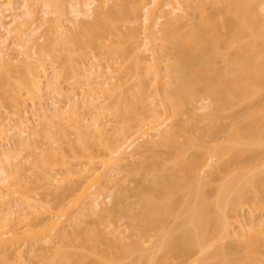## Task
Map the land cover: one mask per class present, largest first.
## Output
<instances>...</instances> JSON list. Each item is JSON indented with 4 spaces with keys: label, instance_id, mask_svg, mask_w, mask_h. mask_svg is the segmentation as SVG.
<instances>
[{
    "label": "bare ground",
    "instance_id": "1",
    "mask_svg": "<svg viewBox=\"0 0 264 264\" xmlns=\"http://www.w3.org/2000/svg\"><path fill=\"white\" fill-rule=\"evenodd\" d=\"M21 1L0 0V264H264V0ZM139 170L129 235L113 191Z\"/></svg>",
    "mask_w": 264,
    "mask_h": 264
},
{
    "label": "rangeland",
    "instance_id": "2",
    "mask_svg": "<svg viewBox=\"0 0 264 264\" xmlns=\"http://www.w3.org/2000/svg\"><path fill=\"white\" fill-rule=\"evenodd\" d=\"M15 1V3L16 4H21V0H14ZM70 1L71 0H63V2H67L66 3V5H68L67 7V9H68V11H66V12H69V8H70V6H69V3H70ZM80 1H82V0H80ZM84 1H86V0H84ZM195 1H197V0H195ZM20 2V3H19ZM61 3V2H60ZM111 1L109 2V5H111ZM108 5V6H109ZM38 7V6H37ZM36 8V7H35ZM65 8H66V6H65ZM37 9V8H36ZM39 9H40V6H39ZM66 9V10H67ZM38 10V9H37ZM25 11V10H24ZM21 12H23V8H21V10H20V13ZM38 12H39V10H38ZM6 14H8V12L6 13ZM8 20V19H7ZM8 21H10V18H9V20ZM40 23V25H41V29L39 30V33H38V36H40L42 39H41V41L43 42L44 40H45V38H44V36H41V35H46L45 37H47L48 39L49 38H51V40L53 39V31H52V29H50L49 27H52L51 26V24L50 23H48V22H46V23H48V24H44V23H42L41 21L39 22ZM42 23V24H41ZM69 27H70V25H68ZM71 28V27H70ZM52 31V34H51V31ZM71 30H72V28H71ZM73 30H74V32L75 33H77V30L78 29H74L73 28ZM124 31H127V29L126 28H124L123 29ZM69 31V30H68ZM73 31H72V33H74ZM68 33H70V32H68ZM55 34V33H54ZM46 38V39H47ZM44 39V40H43ZM8 43L9 44H12L11 43V40H10V37H9V39H8ZM129 45V44H128ZM96 52H97V50H96ZM95 53V52H94ZM97 53H99V52H97ZM97 53H95L96 55H97V57L99 58V59H101V61H102V63H104L105 61H107V59H105L106 58V56L105 55H102L101 54V52L99 53V54H97ZM18 54V53H17ZM103 54H106V53H104V51H103ZM22 54H20V57L22 58L24 55H22ZM34 55V54H33ZM91 55V53H89V55L88 56H90ZM148 55V54H147ZM88 56H87V58L86 59H88ZM105 56V57H104ZM19 57V58H20ZM132 61V59H131V57L129 56V58H128V60H126V62H127V64H128V62L130 63ZM79 63V66L80 65H83V63H82V61H80V62H78ZM106 63V62H105ZM84 64H86V65H88L89 63H88V61L86 60V61H84ZM64 78L66 79V77L64 76ZM63 79V78H62ZM62 82H64L65 83V80L63 79V81ZM67 88V87H66ZM204 100V101H203ZM203 100H201L200 101V104H202V105H200V106H202V107H204V106H207L208 104H209V99H203ZM196 104V103H195ZM199 104V103H198ZM197 105V104H196ZM192 106L193 105H191V109H193L192 108ZM190 107V106H189ZM194 107H196L195 105H194ZM27 108L29 109V106H27ZM201 109V110H200ZM200 109H198V111H197V109H195V111H197L196 113H198V115H202V114H204V113H206V112H208L209 110H210V108H200ZM183 118H187V117H184L183 116ZM228 120V119H227ZM226 120V121H227ZM228 121H230V120H228ZM228 121H227V123H228ZM14 120L12 119L9 123H10V126H13V125H15L14 124ZM199 125H202V124H199ZM15 138H14V140L16 139V136H14ZM12 138V137H11ZM55 138H57V136H55ZM72 138V140H74V141H72L71 142V144L72 145H74V146H76L75 144V137L74 136H72L71 137ZM13 139V138H12ZM11 139V140H12ZM14 140H12L13 142H14ZM59 143V142H58ZM62 147H63V150L65 149L66 150V152H68L69 151V144H63L62 143ZM43 148H46V145H44L43 146ZM162 151V150H161ZM149 154H151V153H144V157L143 158H141V160L142 159H144L146 156H150ZM69 155V154H68ZM146 155V156H145ZM142 157V156H141ZM140 160V159H139ZM29 173H30V176H31V178H32V186L34 187V191L35 192H33V194L35 193V197H37L39 200H40V198L42 199V204H44L46 207L47 206H49V205H52V204H54V196H55V193H54V187L52 186V185H49L48 184V182L47 181H45V178H44V176H43V174H41V172H32V171H29ZM128 174V175H127ZM126 174V179H125V181L123 182V185H121L120 184V186L119 187H117L116 189H115V191H113V194L115 193V194H118V196H120L121 194H124V197H122L121 198V200H122V203L117 207V209H118V213H117V215H115L114 216V218H113V220H114V222H115V224H118V225H122L123 227H125L127 230V234H131L133 231H134V227H135V222H136V216H137V210H132L131 209V203H133V202H135L136 200H137V196H138V194L140 193V190H139V188L140 187H144V186H146L147 184H148V182H147V174H146V172H144V170L142 171V170H139V172H137V173H132V174H129V173H127ZM206 180V179H205ZM31 186V187H32ZM36 198V199H37ZM41 201V200H40ZM105 203H107V206L108 207H113L114 206V202H113V200H111V199H107V200H105ZM15 209L17 210V213H20V212H22L23 210H20V209H24V206H23V204H18L17 205V207H15ZM244 212L245 213H243L244 214V216L245 217H247L248 216V214H247V209H245L244 210ZM171 218H173V217H171ZM170 218V219H171ZM183 218H179L177 221L176 220H173L172 222H171V225L172 224H175V225H177L179 222H181V220H182ZM246 220H249L248 219V217L246 218ZM183 230H184V228L183 229H181V231H180V233H182L183 232ZM131 239H133V238H131L130 237V239H128V240H131ZM127 242H131V241H127ZM235 243L232 241V240H230V239H226L224 242H219V243H217L215 246H213L212 248H215L216 246H220V245H225V246H229V245H231L233 248H234V245ZM212 248L211 249H209L210 251L207 253V254H205L204 255V259H206V261H208V262H212L213 261V259H211V253L213 252V250H212ZM243 251H241V250H239V251H232V252H227V253H225L223 256H222V260H225V259H237V258H240V257H242L243 256ZM140 254H134L133 255V258H136V257H138ZM197 257H201V255H198ZM35 262V261H34ZM120 263H122V262H120ZM125 263V262H124ZM35 264V263H34ZM172 264H181V262H180V260H172Z\"/></svg>",
    "mask_w": 264,
    "mask_h": 264
}]
</instances>
